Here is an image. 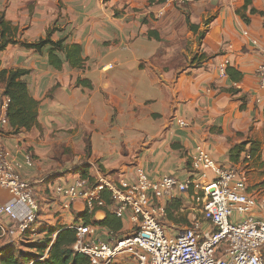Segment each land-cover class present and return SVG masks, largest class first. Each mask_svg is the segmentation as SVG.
<instances>
[{
	"label": "crops",
	"instance_id": "crops-1",
	"mask_svg": "<svg viewBox=\"0 0 264 264\" xmlns=\"http://www.w3.org/2000/svg\"><path fill=\"white\" fill-rule=\"evenodd\" d=\"M171 1L0 0V17L18 28L19 40L0 53V74L28 70L30 94L39 102L38 124L17 134L10 127L5 137L14 159L33 156V167L24 166L21 174L40 181L41 212L32 243L51 229L58 233L83 224L85 199L66 208L56 188L72 185L85 170L93 182L103 174L134 183L139 170L152 181L165 175L186 179L202 145L220 165L248 169L250 185L255 179L258 169L249 171L246 153L233 163L229 151L250 141L264 148L257 76L263 62L264 0H248V6L247 0H191L189 18L196 31ZM51 30L53 41L67 38L82 46L84 68L64 63L57 70L49 63V47L39 53L22 46L45 39ZM190 53L211 58L198 66L190 63ZM224 63L230 68L226 76L220 73ZM80 79L86 85H78ZM5 90L0 78V98ZM179 120L190 126L181 127ZM249 192L258 200L256 215L264 218L258 192ZM103 196L108 207L92 213V238L111 242L129 235L136 226L130 212L119 230L94 224L113 213L110 196ZM12 200L0 187V205ZM196 216L189 215V221ZM0 227V247L27 243L10 238L6 216Z\"/></svg>",
	"mask_w": 264,
	"mask_h": 264
},
{
	"label": "built area",
	"instance_id": "built-area-1",
	"mask_svg": "<svg viewBox=\"0 0 264 264\" xmlns=\"http://www.w3.org/2000/svg\"><path fill=\"white\" fill-rule=\"evenodd\" d=\"M254 44L259 46L257 41ZM261 53L258 101L264 103V48ZM220 73L227 75L226 63ZM9 104L8 96L0 98V187L10 192L13 200L0 205V218L9 219L7 234L19 241L33 231L40 217L36 193L40 181L21 174L24 166L33 167V156L26 153L23 161H17L6 146ZM178 123L183 128L190 126L184 120ZM246 158L250 159L247 153ZM246 173L243 166L220 165L199 145L186 179L165 175L152 181L139 170L134 183L101 174L94 182L80 178L72 185H60L56 192L66 208L85 199L89 213L108 207L103 196L108 194L117 218L123 219L130 212L135 220L129 235L111 242L94 240L91 226H77L73 250L85 255L90 264H114L120 258L130 264H264V218L256 215L258 200L249 192ZM173 203H181V211L186 208L199 215L190 228L175 235L165 224Z\"/></svg>",
	"mask_w": 264,
	"mask_h": 264
},
{
	"label": "trees",
	"instance_id": "trees-1",
	"mask_svg": "<svg viewBox=\"0 0 264 264\" xmlns=\"http://www.w3.org/2000/svg\"><path fill=\"white\" fill-rule=\"evenodd\" d=\"M169 0H149L152 4H165ZM250 1H246L248 6ZM252 13H257L256 9H252ZM187 22L191 30L196 31L195 25L190 23V18L187 17ZM18 28L6 21L5 16L0 17V53L10 45H19V40L16 39ZM52 30L49 31L45 39H40L36 43L23 44L26 49L35 50L42 53L45 48L49 49V63L57 70H61L64 63H67L72 68L81 69L85 66V58L83 57V49L79 44H70L67 38L58 41L52 40ZM64 56V59L60 57ZM206 54H199L193 57L192 63H198V66L204 61L209 60ZM30 74L28 70H3L0 78L6 83L5 95L10 98L8 119L13 133H20L22 130H30L38 124L39 102L36 101L30 94L27 83V76ZM227 74H230V68H227ZM78 85H86L81 79L77 82ZM89 85V84H88ZM251 146L246 149L247 145ZM87 151L90 153V144L87 145ZM261 151V145L257 142H247L233 147L229 151V157L233 163L241 161L243 153H247L253 158H258V153ZM243 160V159H242ZM244 157V164L247 162ZM250 160V159H249ZM82 178L89 179L93 182L87 170L82 174ZM181 211V203H173L168 207V217L171 220L175 219L174 212ZM92 213L85 211L80 218L83 221V226L92 225L90 220ZM96 225H102L111 229L122 228L121 219L117 218L113 213L108 212L107 218L101 222H95ZM3 231L0 227V237ZM56 235V236H55ZM77 242V229L75 227H66L57 233V230L51 229L43 240L28 243L29 251L14 249L13 244H6L0 247V264H90L89 259L73 250V245Z\"/></svg>",
	"mask_w": 264,
	"mask_h": 264
},
{
	"label": "rangeland",
	"instance_id": "rangeland-1",
	"mask_svg": "<svg viewBox=\"0 0 264 264\" xmlns=\"http://www.w3.org/2000/svg\"><path fill=\"white\" fill-rule=\"evenodd\" d=\"M190 4H191V0H182V2H180L179 0H173V1H171L170 7L176 8L178 11L181 12L183 19H186V17H190V15H191ZM194 56H195L194 53H190V59H189L190 63L192 62ZM263 151H264V148H262V150L258 153L259 156H258V158H255L254 162L252 161L253 158H251V157H250V160H247V162H246V163H251V167H249V171H250V169H253V168L258 169L253 174V176H255L254 177L255 179L252 181L251 185H250V181H249V188H250V191H252V192H258V198H259V201L261 202L262 205H264V159H263L264 152ZM255 165H256V167H255ZM246 171H248V169H246ZM246 174H247L248 178L251 177V173H249V175H248V173H246ZM192 214H195V212L190 210V209H186V208H184V210H182V211L174 212L173 215L175 216V219L171 220L168 217L166 222H165L166 227L169 230H171L169 233L171 235H175L181 231H184V230L190 228L189 215H192ZM35 227H36V225L33 226V228H35ZM35 238H37V236H35V232L29 231L24 237V240L27 243L22 242L21 245L17 244L14 247V249H21L24 251H29L27 244L32 243L31 241H33ZM127 262H128L127 260H125V262L117 260L116 263L117 264H128Z\"/></svg>",
	"mask_w": 264,
	"mask_h": 264
}]
</instances>
